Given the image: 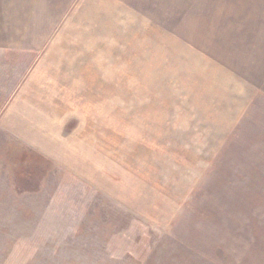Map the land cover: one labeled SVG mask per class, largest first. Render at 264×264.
Instances as JSON below:
<instances>
[{
    "label": "rangeland",
    "instance_id": "374dc122",
    "mask_svg": "<svg viewBox=\"0 0 264 264\" xmlns=\"http://www.w3.org/2000/svg\"><path fill=\"white\" fill-rule=\"evenodd\" d=\"M176 4L0 129V264H264V0Z\"/></svg>",
    "mask_w": 264,
    "mask_h": 264
},
{
    "label": "crops",
    "instance_id": "0c3cea01",
    "mask_svg": "<svg viewBox=\"0 0 264 264\" xmlns=\"http://www.w3.org/2000/svg\"><path fill=\"white\" fill-rule=\"evenodd\" d=\"M174 1L182 20L188 0H0V111L6 114L0 129L45 128L17 124L53 106L43 99L60 96V86L48 89L46 83L70 87L93 75L121 81L103 73L111 65L118 73L125 50L151 49L142 43L167 33Z\"/></svg>",
    "mask_w": 264,
    "mask_h": 264
}]
</instances>
